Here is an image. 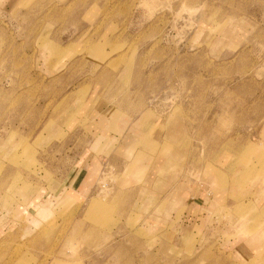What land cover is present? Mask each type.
Wrapping results in <instances>:
<instances>
[{
	"label": "rangeland",
	"instance_id": "1",
	"mask_svg": "<svg viewBox=\"0 0 264 264\" xmlns=\"http://www.w3.org/2000/svg\"><path fill=\"white\" fill-rule=\"evenodd\" d=\"M137 120L140 141L125 155L116 128ZM153 121L167 144L147 153L140 143ZM159 168L214 169L217 191L230 168L231 199L241 201L230 215L215 212L216 227L237 217L255 225L264 0H0V208L22 204L23 221L38 217L1 235L0 264H229L211 230L198 241L165 232L159 189L136 186ZM85 174V201H49L48 188L73 176L75 187Z\"/></svg>",
	"mask_w": 264,
	"mask_h": 264
},
{
	"label": "crops",
	"instance_id": "2",
	"mask_svg": "<svg viewBox=\"0 0 264 264\" xmlns=\"http://www.w3.org/2000/svg\"><path fill=\"white\" fill-rule=\"evenodd\" d=\"M80 38L81 32H79L69 44H65L63 48L66 51H70V49L73 48L76 49ZM91 93H93V90H90L85 97V101L88 103L92 101L90 96ZM91 114L99 115L101 120L106 118L104 113H99L96 110ZM138 121L139 120H137V122H132L131 125L128 124L126 127H120L119 125V128H116L117 135L122 137L121 141L124 140L121 148L124 149L125 155L130 152L134 143L140 141V139L135 141L139 138V133L137 134L138 128H141L140 125H143V122ZM161 128L162 125H160L159 121H153L151 124L147 125L148 130L145 135L142 136L140 143V145L144 147L143 150L147 151V153H151V151H154L155 149L158 151L164 143L167 144L166 140L163 139L164 134ZM121 137L114 136V139H120ZM139 149L140 148L137 147L135 152L139 151L144 153ZM156 151L153 152L152 155H154ZM152 155H149V157L156 159L158 154L155 156ZM126 160H128L126 162L129 164L134 163L130 159ZM230 168H223L225 179L221 191L215 189V185L218 186V171H215L214 169L211 172H206V177L204 176V172H202V176L204 177L201 176V178L199 177V173L194 171L192 172L188 170L186 172V170L184 171L183 169L180 170L179 168H174L173 173L170 171V173H167L166 171L162 172L159 168L153 170L147 179H139L140 182L138 185L136 184V186L139 189L150 190L151 188H154L156 191L159 189L158 193H160L161 201H166V205H168V208H166L168 216L164 218V229H166V233L174 231L178 233L180 239H183L188 235L191 240L198 241L202 238L208 239L211 230L214 235H212L213 238H211L209 244H212L213 249L214 247L215 249H218V255L221 253L220 255L223 256L226 261H229V264H264V219L262 218L264 213V198L256 199L255 201L254 217H256V221L254 226L252 224L254 221L251 219L237 217L234 220L228 219L225 222H221V225L218 228L216 227V218L214 217L215 212L228 213V215H230L234 207L241 201H236L234 198L231 199L230 188L232 182L235 184V177L229 172ZM202 170H204V168ZM74 178L75 176H73L69 180V183L63 188L57 190L48 188L46 192L49 201L52 198L53 203L54 200L58 201L60 197H64V202L70 201L72 199L67 198L69 193L77 196L74 199L85 201L93 188V177L89 174H85L82 179L80 178L78 180V184L75 187H72L71 181ZM52 180L53 184L56 183L54 179ZM38 195L39 194L37 193L33 199L35 197L40 198ZM257 201H259V203H257ZM172 204L176 206V210L170 209L175 208ZM41 206V203H38L37 205L34 204L36 212ZM93 207H95L94 210L97 209L100 211L101 205L97 203ZM87 208L84 210L85 212ZM0 209V220H2L0 223V237H2V234H4L3 237L7 236L10 232L19 227L32 225L34 220H38L37 215L32 212L33 216L32 214L27 215L25 217L27 222L23 221L24 212L26 213V211H24V205L22 204H16L11 210L6 208V206L1 207ZM95 220V224H91L90 227H94L95 229L100 228L103 224H98V220ZM84 221L86 222L87 220ZM144 222H148L150 227H155L152 221H149L148 219L144 220ZM172 228L175 230H172ZM216 228L217 230L214 231ZM61 262L66 264L70 263L66 260H61Z\"/></svg>",
	"mask_w": 264,
	"mask_h": 264
}]
</instances>
